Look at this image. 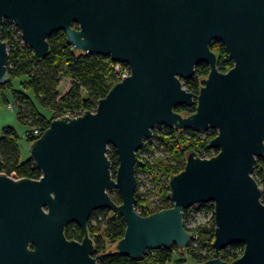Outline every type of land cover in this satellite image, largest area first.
<instances>
[{
	"label": "water",
	"instance_id": "1",
	"mask_svg": "<svg viewBox=\"0 0 264 264\" xmlns=\"http://www.w3.org/2000/svg\"><path fill=\"white\" fill-rule=\"evenodd\" d=\"M8 19L37 59L48 37L63 31L74 51L125 63L131 74L99 99L95 111L51 120L29 152L39 179L0 173V264H98L88 223L108 209L126 223L115 244L134 259L176 245L185 253L191 234L184 211L214 205V257L202 264H264L263 192L253 176L264 156V0H0V33ZM76 26V27H75ZM221 41L233 61L222 72L210 44ZM7 43L0 38V86L10 80ZM209 65L197 95L183 80ZM183 115L177 105L192 106ZM217 135L209 158L187 154L171 175V208L136 212L137 152L156 126ZM118 168L112 173L107 149ZM119 195L120 203L111 194ZM83 231L69 240L67 225ZM242 243L231 263L220 253Z\"/></svg>",
	"mask_w": 264,
	"mask_h": 264
},
{
	"label": "trees",
	"instance_id": "2",
	"mask_svg": "<svg viewBox=\"0 0 264 264\" xmlns=\"http://www.w3.org/2000/svg\"><path fill=\"white\" fill-rule=\"evenodd\" d=\"M76 27V26H75ZM19 30L15 29L8 19H5L0 33V38L5 41L9 49L8 71L10 80L0 86L3 91L5 103L13 100L16 116L19 122L28 125L24 137L31 143L38 137L32 136L33 129H38L41 134L45 131L51 120L63 117L67 113L76 114L87 110L95 111L99 99L105 97L111 88L118 82L113 66L114 62L108 56L100 54H86L81 51H74L73 46L66 41L63 31H56L48 37L50 46L49 53L42 59H37L28 46L22 45V39L18 37ZM211 50L217 55V67L222 72H227L233 61L225 45L215 40L210 44ZM209 73L207 63H199L196 66L192 77L184 79L183 85L188 92L195 95ZM20 79L15 87L13 81ZM11 93V97L7 94ZM38 105L47 108L50 116L42 114ZM196 104L192 106L177 105L175 111L183 115L195 112ZM153 138L146 140L143 147L137 152V163L135 166L137 175L136 210L140 215L147 216L151 213L147 193L142 198L139 188V175L147 174L151 178L153 187L160 189L162 206L155 212L171 208L173 201L168 197V181L171 175L180 172L185 165V159L189 152L196 151L201 157H211L218 153V149H211L208 144L217 135L215 129H210L205 137H199L200 133L193 129L176 130L167 126H156L153 130ZM41 136V135H40ZM189 136V137H187ZM19 135L14 127L8 125L2 128L0 134V172L8 175L15 173L17 177L39 179L40 170L36 167L33 158L26 161L21 160L18 146ZM153 139H157L160 145L169 151L164 160L156 159L148 161L140 157L143 150L151 151L154 147ZM107 156L112 164V173L115 175L118 168V156L115 148L110 145L107 149ZM254 178L259 186L264 183V156L258 157L253 172ZM262 178V181L261 179ZM151 190V189H150ZM262 202L264 203V191ZM111 197L115 203H120L117 193ZM199 210L212 212L211 228L204 225L202 229L197 228L200 234V243L208 247L206 253L195 252L191 246L185 251L191 255L197 264L214 257V205L213 203L201 204ZM110 215V216H109ZM187 211H184V226H186ZM101 216V221L93 224V220ZM126 223L121 215L101 209L94 211L88 223L89 235L95 244V256H99L98 264H167L171 261L175 252H180L176 245L169 248H160L148 251L141 259H134L118 253L115 244L124 236ZM65 235L69 240L82 241L84 233L75 223L67 225ZM244 245L242 243L232 244L221 251L223 260L231 263L242 255ZM185 259L180 258L178 263H184Z\"/></svg>",
	"mask_w": 264,
	"mask_h": 264
},
{
	"label": "rangeland",
	"instance_id": "3",
	"mask_svg": "<svg viewBox=\"0 0 264 264\" xmlns=\"http://www.w3.org/2000/svg\"><path fill=\"white\" fill-rule=\"evenodd\" d=\"M20 79H15L13 81V84L18 86ZM9 97H11V93L7 91V94ZM11 102L5 103L3 100V91L0 89V131L2 130L3 127L5 126H12L16 129L18 135H19V140H18V146L20 150V155H21V160L26 161L31 157L30 152H29V146L30 143L26 140L25 132L28 130V125L22 124L21 122L18 121L16 117V113L14 110H11L9 108L15 109V105L13 103V100H10ZM11 103V105H10ZM39 111L46 115L50 116V111L47 108L42 107L41 105H38ZM199 137H205L206 133H200L198 135ZM189 137V136H187ZM152 143L154 144V147L151 149V151L148 150H143L140 152V157L143 159H146L150 162L155 161L156 159H162L164 160L166 156L169 155V151L160 145L159 141L157 139H153ZM254 176V175H253ZM140 183H139V190L140 194H144L147 197V193L149 194L148 198V203L150 204L154 199H161L160 197V189L157 187H153L152 181L150 180L151 178L147 174H140L139 176ZM262 181V178H260ZM261 190L263 189L264 191V183L261 184ZM151 189V190H150ZM113 193H116L115 191ZM155 202V201H154ZM153 202V203H154ZM152 203V204H153ZM110 216V215H109ZM101 216L97 219L93 220V224H97L98 221H101ZM211 224V217L208 215L204 216H197L193 217L191 221L192 227H194L193 230L198 232L197 228L202 229L204 225H210ZM180 258H184L185 262L184 263H178V260ZM167 264H197L196 260L185 251V253H180V252H175L172 256L171 261H169Z\"/></svg>",
	"mask_w": 264,
	"mask_h": 264
},
{
	"label": "built area",
	"instance_id": "4",
	"mask_svg": "<svg viewBox=\"0 0 264 264\" xmlns=\"http://www.w3.org/2000/svg\"><path fill=\"white\" fill-rule=\"evenodd\" d=\"M14 27H15V29L19 30L18 37H20L22 39V45L27 46L25 44L23 38H22V33H21L20 29L17 26H15V25H14ZM7 49H8V45H7ZM8 52H9V49H8ZM113 69H114L115 75L118 77V82L122 81L124 79V77H128L131 74L130 66L128 64H125V63H114ZM10 105H11V103H10ZM83 114H84V112H79V113H76V114L67 113L63 117H66V116L67 117H78V116H81ZM32 131H33L31 133L32 136L40 137L41 132L38 129H33ZM26 134L27 133H25V135ZM206 158H209V157H206ZM0 173L6 174L4 172H0ZM8 176H10L12 178H19V177L16 176L15 173H11ZM141 195H142L141 196L142 198H145L144 194H141ZM154 201H152L149 204L150 211H152V212H155L158 208H160L162 206V203H163L162 199H156L155 198ZM200 207H201V204H197V205H194V206H192V207H190L189 209L186 210L187 211L186 226H187L188 229H194V227H192V225H191V221H192L193 217L202 216V215H204V216L208 215L209 217L212 218V215H213L212 212H208L206 210H199ZM135 210H136V208H135ZM136 212L138 214H140V212L138 210H136ZM211 225L212 224L208 225L207 227L211 228ZM190 234H191V240H190V244H189V246L187 248H189L191 246L193 249H195V252L206 253L209 248L204 246L202 243H200V234L198 232H196L195 230H193V232H190ZM220 257L222 258L221 253H220Z\"/></svg>",
	"mask_w": 264,
	"mask_h": 264
},
{
	"label": "crops",
	"instance_id": "5",
	"mask_svg": "<svg viewBox=\"0 0 264 264\" xmlns=\"http://www.w3.org/2000/svg\"><path fill=\"white\" fill-rule=\"evenodd\" d=\"M9 109H11V110H14L15 111V109H13V108H9ZM15 113H16V111H15ZM17 117V116H16ZM0 134H1V131H0ZM18 134V133H17Z\"/></svg>",
	"mask_w": 264,
	"mask_h": 264
}]
</instances>
